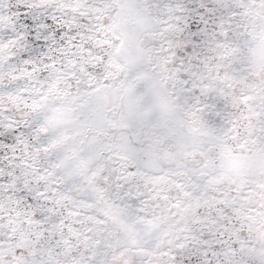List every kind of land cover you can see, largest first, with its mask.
<instances>
[{
    "label": "snow or ice",
    "instance_id": "6c2138e0",
    "mask_svg": "<svg viewBox=\"0 0 264 264\" xmlns=\"http://www.w3.org/2000/svg\"><path fill=\"white\" fill-rule=\"evenodd\" d=\"M0 264H264V0H0Z\"/></svg>",
    "mask_w": 264,
    "mask_h": 264
}]
</instances>
